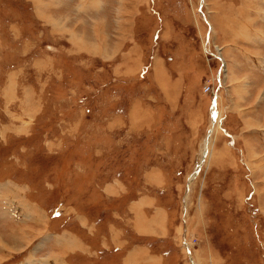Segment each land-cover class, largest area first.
<instances>
[{"label":"rangeland","instance_id":"obj_1","mask_svg":"<svg viewBox=\"0 0 264 264\" xmlns=\"http://www.w3.org/2000/svg\"><path fill=\"white\" fill-rule=\"evenodd\" d=\"M95 2L0 0V28L33 18L35 43L18 56L0 30V264L109 263L110 223L129 246L149 240L134 220L164 226L169 264H264V0ZM13 199L54 221L8 230ZM43 229L77 233L83 252L48 248Z\"/></svg>","mask_w":264,"mask_h":264},{"label":"crops","instance_id":"obj_2","mask_svg":"<svg viewBox=\"0 0 264 264\" xmlns=\"http://www.w3.org/2000/svg\"><path fill=\"white\" fill-rule=\"evenodd\" d=\"M48 1L51 3V5H56V6H59L61 8H62V6H63V8H70V7L74 6L73 9L74 8L80 9L82 2H86L87 6H85L84 9H82V10H85V9L88 10L90 7L95 6L94 3H96L95 2L96 0L91 1V2L89 0H86V1L85 0H48ZM16 2H18V1H16ZM110 2H111L110 10L108 11L105 9V11L108 14L109 13L114 14L115 6H116L115 1L113 3H112V1H110ZM91 3H93V4H91ZM32 7H33V10H32V8H31V10L33 12H36L34 6H32ZM97 8H98V6L96 5V9ZM79 9L76 10L77 13L81 12V10H79ZM99 9H102V8L101 7L98 8L97 9L98 12H100ZM33 21H34V19L32 18L31 22H33ZM97 21H99V19L93 18L91 15L81 16V17L77 18V22H79V24H82V26L85 27V29H81V32H82L81 38H83V39H81L80 42H82V44H86V46H88L89 43H91V42L94 43V37L93 36L95 35V33L93 32V29L97 30L96 25H98V23H99ZM31 22H30L29 18H27V20L25 22H20L19 19H17V21H11L10 25L7 26L5 29L0 28V30L3 31L2 34H6L3 37V41H1V39H0L1 43L3 44V47L5 46L4 42L7 39V34H10L11 38H13V42H16L18 44V42L22 41V42H20L22 44L19 45V47H16L18 49H17V52H15V54H17L18 56H25V55L28 56L30 50L34 49V46H35V43L33 42V36L31 37L29 35V37L26 36V38L28 37L27 39L25 38V31L30 32V30L32 28ZM61 25H62V23H61ZM26 28H27V30H25ZM31 52H33V50ZM7 204L15 210V213L12 216L9 214H6V213H5L6 217L3 216V219L5 220V222H7L9 224L8 230H10V231H12L14 228H16V230H19V229L26 230L27 228H29V229L31 227L37 228L39 226L44 227V229H47V228H49L51 222L54 221L53 217L55 216V214H54L55 210L54 211L52 210L50 213H43V211L40 210L41 216L45 219H43L40 216L39 219L41 218V220H39L37 218H32V217L31 218H25L23 208L18 205L16 199H13L12 201H10V203H7ZM156 204L158 205L157 200H156ZM159 206L162 207V205H159ZM159 206H157V207H159ZM158 210L160 211V209H158ZM0 216H2V214ZM44 223H46V225H44ZM19 224L24 225V226L18 227ZM133 226H134L133 227L134 232L137 231L143 235H146L147 237H150L149 240L147 242H143V244H141V245L136 244L134 246H132V245L129 246V244H128L129 242H127L128 240H127V237L124 235L123 229H120V227H117L115 224L110 223L108 226L109 230H106L102 235H104L105 237L107 234L110 235L109 238L106 237L108 239V244L109 243L114 244V246L112 247V249L110 247L107 249L101 248L100 253H99V250L97 251V253H99V255H100L98 257L99 258L101 257L102 260H107V259H108V261L111 260L109 263L105 262V264H169L171 261L174 263V259L176 260V257L170 256L172 254V252H174L173 249L171 250V249L165 248L163 250L158 251L156 248H154V246H156L157 244L160 243L159 239H161L160 237L162 236V232H163L162 227H164V226H162L161 224L158 225L157 223H152L151 225L146 224V223L143 224V222L142 221L139 222V220H137V221L134 220ZM147 228H149L151 231L145 232V229H147ZM158 228H160V230H158ZM1 229H3V228L0 227V231H1ZM44 229H43V232H45V234L48 235V239H47L48 248H51V249L54 248L55 249L54 245H55V240H56V242L58 241L56 246H58V245L62 246L63 245L64 250H73L72 253H75L76 252L75 249H78L81 253L83 252L84 246H83V243L82 244L79 243L78 238H81V237H80V235H77V233H74L73 231L64 229L63 231H56V230L50 231L49 232L50 235H49V233L44 231ZM142 229L144 231H141ZM96 230H98V228L95 226V231ZM65 231L70 232L69 234L72 235V237H70L68 234H66L65 236H62V234ZM159 231H160V233H159ZM122 234H123V236H122ZM94 236H96V235L94 234ZM56 237H58V238L56 239ZM73 237L77 238V240H76L78 242L77 245L75 242L72 241ZM97 237H98V233H97ZM51 239H52V241H51ZM81 240H82V238H81ZM59 241H60V243H59ZM82 241H84V240H82ZM117 244H118V246H116ZM73 245H76V247ZM88 245H90V249L92 251H95L97 248L94 246V240H91V243L90 244L88 243ZM34 246H35V243H34ZM77 246H79V247H77ZM56 249H59V248H56ZM167 249L169 251H166ZM106 250H108V252L104 253ZM120 251H121V253L116 256L115 252L119 253ZM66 254L67 253H65V255ZM65 255L62 256V259L65 261L64 263L65 264H68V263L73 264V263H70L66 259ZM21 256L14 257L13 260L15 258H19L20 260H18L17 262H14L13 264H35V262L37 261V260H31L28 262V259H27L28 255H26L23 258H21ZM43 256H45V254H43ZM96 256L97 255H95L94 257H96ZM167 256L169 257L168 260H167ZM42 257H38V258H41V262H40L41 264L43 261ZM66 262H68V263H66ZM95 263L101 264L100 260H98V261H92L91 260V264H95ZM43 264H45V263L43 262Z\"/></svg>","mask_w":264,"mask_h":264},{"label":"bare ground","instance_id":"obj_3","mask_svg":"<svg viewBox=\"0 0 264 264\" xmlns=\"http://www.w3.org/2000/svg\"><path fill=\"white\" fill-rule=\"evenodd\" d=\"M231 26V25H230ZM214 111H215V109H214ZM216 117V116H215ZM214 120H215V118H214ZM216 128H218V124H216L215 125V129ZM214 132V131H213ZM209 140H207V142H208ZM207 154V149L205 150V153H204V155H206ZM204 160V159H203ZM203 160H202V162H203ZM202 162L199 164V166H201L202 165ZM195 176H193V177H191V180L194 178ZM190 180V181H191ZM27 233V232H26ZM23 236V235H22ZM14 237V236H13ZM33 237V236H32ZM32 237L31 236H26L25 238H24V240H23V242H29V244L32 242ZM14 239H16V240H18V237H15ZM0 244L2 245V246H7V241L5 242L3 239H0ZM11 245V244H10ZM14 245H16V244H14ZM19 246H21V245H19ZM1 248V247H0ZM4 248V247H3ZM10 248H13L14 249V247H12V246H10ZM1 251V250H0ZM1 254H2V252H1ZM47 259V258H46Z\"/></svg>","mask_w":264,"mask_h":264},{"label":"water","instance_id":"obj_4","mask_svg":"<svg viewBox=\"0 0 264 264\" xmlns=\"http://www.w3.org/2000/svg\"><path fill=\"white\" fill-rule=\"evenodd\" d=\"M214 108H215V106H214ZM216 114H217V110H212V116H213V118H215V116H216Z\"/></svg>","mask_w":264,"mask_h":264}]
</instances>
